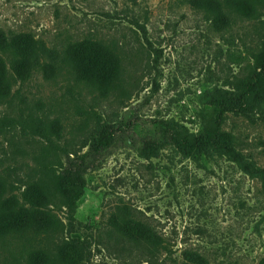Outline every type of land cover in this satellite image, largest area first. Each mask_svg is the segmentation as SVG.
<instances>
[{"label": "rangeland", "instance_id": "374dc122", "mask_svg": "<svg viewBox=\"0 0 264 264\" xmlns=\"http://www.w3.org/2000/svg\"><path fill=\"white\" fill-rule=\"evenodd\" d=\"M0 30L31 34L60 56L55 68L15 86L11 103L0 106V121L30 111L58 119L64 127L63 138L54 140L58 170L92 153L103 130L114 137L90 157L75 227L55 209L63 229L0 241V264H26L28 251L73 239L90 244L87 264H194L188 252L208 264H264L261 183L217 150L189 154L166 139L171 128L197 135L212 115L217 91L253 71L263 12L254 20L216 24L186 0H0ZM87 39L111 44L121 58L122 74L109 94L80 81L63 59L70 43ZM250 117L230 115L223 131L264 168V101ZM151 141L158 150L147 157L142 149ZM46 145L24 136L18 125L4 128L0 174L10 168L28 173ZM122 219L150 226L165 248L153 255L123 238L114 227Z\"/></svg>", "mask_w": 264, "mask_h": 264}, {"label": "trees", "instance_id": "16d2710c", "mask_svg": "<svg viewBox=\"0 0 264 264\" xmlns=\"http://www.w3.org/2000/svg\"><path fill=\"white\" fill-rule=\"evenodd\" d=\"M195 10L212 18L216 24H228L234 17L246 20L264 16V0H186ZM137 26H139L136 23ZM145 34V28L139 26ZM63 59L79 76V80L93 90L109 94L115 91L122 74L121 58L117 49L100 40L87 39L72 42L63 53ZM61 56V57H62ZM58 52L28 33H7L0 30V106L9 105L17 85L27 83L43 69L55 68ZM254 69L244 78L234 77L229 87L220 88L211 101L212 115L204 128L191 135L186 130L171 128L167 141L189 154L213 149L235 163L244 173L261 183L264 193V168L236 149V138L223 131L227 118L250 115L264 101V38L252 53ZM22 128L23 134L46 141L38 155L36 167L21 174L18 168H10L0 174V241L28 233L55 235L63 229V223L54 213L65 212L68 225L76 224L78 202L84 194L86 175L90 170V157L98 155L114 141L112 133L103 130L91 144V152L78 157L77 163L58 170L61 164L56 157L55 138L62 139L64 127L58 119L37 117L30 111L27 117L5 116L0 121V133L6 127ZM159 143L151 141L142 149L149 157L155 155ZM25 188L19 195L15 192ZM115 229L129 242L146 246L153 255L164 247L163 240L152 228L131 219L116 220ZM152 248V249H150ZM87 240L73 239L53 249H32L25 257L26 264H87L91 256ZM186 258L194 264H208L196 252H188Z\"/></svg>", "mask_w": 264, "mask_h": 264}]
</instances>
